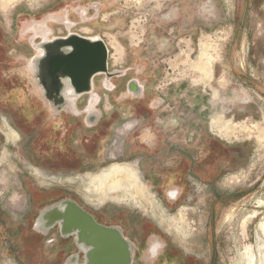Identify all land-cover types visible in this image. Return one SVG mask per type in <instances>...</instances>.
<instances>
[{
  "label": "rangeland",
  "instance_id": "1",
  "mask_svg": "<svg viewBox=\"0 0 264 264\" xmlns=\"http://www.w3.org/2000/svg\"><path fill=\"white\" fill-rule=\"evenodd\" d=\"M70 35L109 49L114 76H97L94 106L92 94L65 93L56 107L37 83L39 48ZM218 117L234 130L220 133ZM0 126V161L9 157L0 163V264H83L75 236L38 226L67 200L131 244L152 221L183 264H242L247 248L259 259L264 0H0ZM120 164L136 170L152 202L134 201L132 189L100 200L94 179Z\"/></svg>",
  "mask_w": 264,
  "mask_h": 264
},
{
  "label": "water",
  "instance_id": "2",
  "mask_svg": "<svg viewBox=\"0 0 264 264\" xmlns=\"http://www.w3.org/2000/svg\"><path fill=\"white\" fill-rule=\"evenodd\" d=\"M43 55L37 66L43 65L49 84L64 101L92 94L94 78L99 75L113 77L109 72V49L102 40H92L78 35L58 38L42 45ZM131 92L142 95L143 87L136 82L129 85ZM59 226L63 237L75 236L84 252L83 264H133V245L116 227L99 223L77 203L67 200L44 211L38 226L47 231ZM78 257L71 264H78Z\"/></svg>",
  "mask_w": 264,
  "mask_h": 264
},
{
  "label": "bare ground",
  "instance_id": "3",
  "mask_svg": "<svg viewBox=\"0 0 264 264\" xmlns=\"http://www.w3.org/2000/svg\"><path fill=\"white\" fill-rule=\"evenodd\" d=\"M103 19V17H102ZM64 24V23H63ZM48 25V23H47ZM49 26V25H48ZM203 45V44H202ZM205 47V46H204ZM119 48V47H118ZM203 48V47H202ZM206 48V47H205ZM39 49H42V48H39ZM117 49V48H116ZM115 49V50H116ZM118 51V50H117ZM116 51V52H117ZM120 51V50H119ZM206 51V50H205ZM42 52V51H41ZM121 53V52H120ZM206 53V52H205ZM204 53V54H205ZM203 54V55H204ZM119 55V54H118ZM123 55V54H122ZM120 57V56H118ZM207 57V56H206ZM203 58V57H202ZM119 59V58H118ZM201 59V57H200ZM117 60V59H116ZM202 61V59H201ZM196 63V62H195ZM202 63V62H201ZM204 64V63H203ZM193 65H196L195 68H198V69H201V70H204L207 68L206 66H203L202 64H193ZM197 69V70H198ZM203 72V71H202ZM207 75V74H206ZM201 76H204V75H201ZM97 77L94 78V81H93V91L95 89V79ZM204 78V77H203ZM202 78V79H203ZM205 78H208V77H205ZM206 82V81H205ZM93 93V92H92ZM97 101V98L94 94H92V99H91V105H93L95 102ZM94 106V105H93ZM219 118V119H218ZM216 120H214L213 122V125L214 127L220 132H223V130L226 128H228L227 126L231 125L232 123L231 122H227L226 120L218 117ZM238 124V123H237ZM235 125V124H234ZM239 126V125H238ZM240 127V126H239ZM243 127V126H242ZM232 127L230 126V129ZM234 128V126H233ZM2 129V127L0 126V130ZM225 129V130H226ZM236 129V128H235ZM228 130V129H227ZM231 130H234V129H231ZM2 131V130H1ZM14 131V130H13ZM13 131H11L12 135H9V139L13 142L16 141L17 137L16 136V132L14 133ZM237 131V130H236ZM220 132V133H221ZM226 132V131H225ZM232 132V131H231ZM230 133H224V134H231ZM234 132V131H233ZM240 133V132H239ZM241 134V133H240ZM6 149V148H5ZM8 151L5 150L4 154L2 155L1 157V161L0 163H6L9 161L8 159ZM12 160V159H11ZM13 164V163H12ZM15 165V164H14ZM122 165V166H121ZM114 167H109L111 168L109 171L108 174H102L101 176H98L97 178L94 179L95 181V184H96V190L100 193V200L104 201L106 198L108 197H113L114 198V191H124L125 192V196H129L131 195V193L129 191L134 190L135 191V195L132 194V198L134 199V201L138 202V203H146V202H152L151 200V197L150 195H148V189L145 187L144 184H142L141 180H140V177L139 175H137V173L134 171V168L132 169V167H127V166H123V164H120L118 166H115L113 165ZM130 166V165H129ZM36 174L37 175H41V173L39 171H36ZM108 172V171H107ZM232 176V175H231ZM57 182V181H55ZM72 182V181H71ZM94 183V182H93ZM130 189V190H129ZM124 195V194H123ZM170 195V194H169ZM121 198V197H120ZM125 199V198H124ZM127 199V198H126ZM119 200V199H118ZM102 203V202H101ZM184 213V212H183ZM180 214V213H179ZM178 215V214H177ZM182 216V214H181ZM184 216V215H183ZM176 217V216H175ZM229 217V216H228ZM252 217V216H251ZM165 218V217H163ZM184 218V217H182ZM230 219H232V215L231 217H229ZM96 219V218H95ZM166 219V218H165ZM168 220H172V219H168ZM168 220H166V222H168ZM164 221V219H163ZM175 221V220H174ZM186 221V220H185ZM227 222V221H226ZM170 223V222H169ZM177 223V221H176ZM182 223V222H180ZM170 225V224H169ZM184 225V224H183ZM182 225V226H183ZM188 225V224H187ZM246 225V224H245ZM244 225V226H245ZM176 226V225H174ZM178 226V225H177ZM186 227V225H184ZM183 226V227H184ZM247 226V225H246ZM182 227V228H183ZM262 232H263V235H264V223L261 224L260 226ZM177 228V227H176ZM181 228V227H180ZM187 228V227H186ZM171 229V228H170ZM178 230V228H177ZM181 230V229H179ZM187 230V229H186ZM184 231V230H183ZM181 232L180 233H184V232ZM186 233V232H185ZM188 234V233H187ZM264 244L259 248V259L257 258L256 254L254 253V251L252 250V248H247L245 253L241 255V258H240V262L242 264H264Z\"/></svg>",
  "mask_w": 264,
  "mask_h": 264
},
{
  "label": "flooded vegetation",
  "instance_id": "4",
  "mask_svg": "<svg viewBox=\"0 0 264 264\" xmlns=\"http://www.w3.org/2000/svg\"><path fill=\"white\" fill-rule=\"evenodd\" d=\"M35 76L37 78V83L44 89L47 99L54 102L56 107H60L61 102H59L58 94L56 90L50 86L43 65L35 67ZM40 107L41 105L39 104L34 105L33 111L37 113ZM177 195V192L174 190L170 193V197L175 199V202L180 201V196ZM116 219H119L120 222L127 224L126 220L121 214L116 215ZM151 224L152 225L150 227H145V232L140 236V239L131 238L134 249L133 264H143L141 257L144 253L148 254L151 259L149 264H183L184 259L181 251L171 246L168 236L162 233L161 229L156 224H154L152 221ZM125 227L127 229L126 225ZM152 237H156L157 240H153ZM187 257L188 256H186V258ZM187 259L190 258L188 257Z\"/></svg>",
  "mask_w": 264,
  "mask_h": 264
},
{
  "label": "crops",
  "instance_id": "5",
  "mask_svg": "<svg viewBox=\"0 0 264 264\" xmlns=\"http://www.w3.org/2000/svg\"><path fill=\"white\" fill-rule=\"evenodd\" d=\"M145 91H143L144 94ZM158 102L156 100H153L152 107L157 108L158 107Z\"/></svg>",
  "mask_w": 264,
  "mask_h": 264
}]
</instances>
